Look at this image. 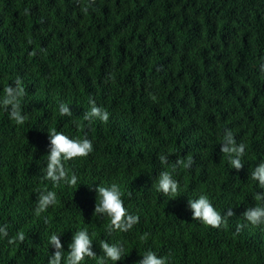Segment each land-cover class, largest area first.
<instances>
[{
  "label": "trees",
  "instance_id": "1",
  "mask_svg": "<svg viewBox=\"0 0 264 264\" xmlns=\"http://www.w3.org/2000/svg\"><path fill=\"white\" fill-rule=\"evenodd\" d=\"M89 5L0 0V100L20 78L28 117L17 125L0 105V226H8L0 264H48L53 234L66 264L73 235L84 229L96 258L81 264H138L148 250L167 264H264V225L242 216L264 205L255 199L264 188L251 178L264 162V0ZM90 98L109 113L107 123L83 119ZM61 103L71 116L60 115ZM226 129L246 145L239 171L220 151ZM52 131L93 144L87 157L64 162L76 186L44 178ZM189 157L191 168L176 164ZM162 171L178 182L176 195L158 191ZM113 183L139 216L127 232H109L110 218L94 213L95 188ZM47 191L57 202L37 216ZM201 195L234 215L220 228L192 220L188 201ZM19 232L23 242L9 244ZM101 241L122 245V259L105 258Z\"/></svg>",
  "mask_w": 264,
  "mask_h": 264
},
{
  "label": "clouds",
  "instance_id": "2",
  "mask_svg": "<svg viewBox=\"0 0 264 264\" xmlns=\"http://www.w3.org/2000/svg\"><path fill=\"white\" fill-rule=\"evenodd\" d=\"M95 0H90L94 3ZM89 5V6H90ZM87 9H85L86 11ZM261 72L264 73V65H261ZM26 95L25 88L22 80L17 78L15 86L8 85L4 88V97L0 100V105L4 110L9 113L10 119L16 122L17 125L24 124L28 119L22 113L21 99ZM90 111L84 114L83 119L91 122L94 119H99L101 122L107 123L109 120V113L97 107L93 99H89ZM60 115L71 116L70 108L61 103L59 106ZM49 135V154L47 155V165L45 168V179L52 181L58 185L61 181L69 186H76L78 178L73 173L69 176V171L65 167V161H70L75 158L87 157L93 152L92 142L85 138L83 140L70 139L62 132L52 131ZM220 151L229 157V163L232 168L237 171L244 167L242 157L245 155L246 145L244 143H237L233 132L226 129L223 136V143L221 144ZM160 163L167 165L169 163L167 155L159 156ZM183 163L185 168H191L194 163L191 157L184 160H177L176 164ZM251 178L258 181L259 186L264 188V162L252 171ZM179 190L178 182L173 179L172 173L162 171L158 179V191L165 195H176ZM96 193L99 195V203H96L94 213L106 215L110 218L109 232L120 231L127 232L139 222V216L130 215L124 207L122 200V192L120 187L113 183L110 187L98 186L95 188ZM130 195V193H129ZM257 201H264V192L257 193L255 196ZM56 193L47 191L41 193L38 199L35 214L39 216L45 212L50 206L56 203ZM189 208L192 211V220H199L202 224L211 228H220L227 223V219L234 215L231 208L228 209L225 215L217 212L209 201L207 196L201 195L198 199L188 201ZM242 216L244 219L253 226L264 225V205L248 208ZM245 225H237V233ZM7 225L0 226V237H7ZM148 234H143L140 239L146 240ZM25 239L24 233L19 232L16 237L9 239L8 243L13 244L17 240L23 242ZM50 245L55 249L54 253L48 260V264H61L64 260L63 246L61 244L59 235L53 234L50 237ZM100 248L102 249L105 258L113 262L119 261L123 257L124 248L119 244H109L106 241H101ZM70 251L67 255L66 264H81L85 257L96 258L95 253L92 251V240L88 235L86 229L77 231L73 235L72 243L69 245ZM99 264H104V259H100ZM138 264H167L166 257H160L155 252L148 250L142 256Z\"/></svg>",
  "mask_w": 264,
  "mask_h": 264
}]
</instances>
